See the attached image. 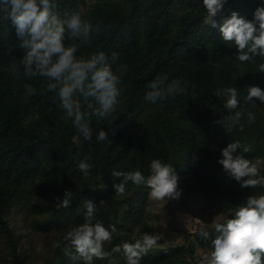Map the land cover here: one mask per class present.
I'll use <instances>...</instances> for the list:
<instances>
[{
    "label": "trees",
    "instance_id": "trees-1",
    "mask_svg": "<svg viewBox=\"0 0 264 264\" xmlns=\"http://www.w3.org/2000/svg\"><path fill=\"white\" fill-rule=\"evenodd\" d=\"M258 6H264V0H227L214 19L222 22L237 11L251 20ZM57 12L61 17L79 12L99 29L92 43L82 47L78 55L100 50L119 54L113 70L121 77V95L110 116L92 121V141L78 139L53 93L37 94L25 102L24 85L33 84L39 93L41 81L20 80L7 70L22 51L15 47L18 42L11 24L0 23V231L8 233L13 245L14 230L5 219L4 209L20 201L18 192L28 187L32 196L36 193L47 200L36 205V210L44 214L45 220L39 221L44 229L56 226L64 234L72 225L84 222V199L97 205L103 200L106 204L94 222L99 220L105 227L116 224L118 239L134 242L147 229L138 219V198H148L149 190L129 183L127 197L111 198L107 193L115 194L113 185L120 182L111 177V171L140 169L147 176L151 160L159 158L169 163L176 158L179 165L188 167L181 173L182 180L192 169L205 180L214 177L212 182L218 191L223 167L208 141L229 143L239 138V131L229 136L214 123L227 110L213 93L218 87H236L240 110L257 113V122L251 126L263 137L264 103L257 99L253 106L243 96L248 85L264 89V74L254 72L253 65L238 64L236 48L223 43L217 28L205 24L207 13L202 0H94L89 7L87 0H58ZM9 47L13 48L11 53ZM159 74L183 77L185 93L155 104L146 102V85ZM101 129L109 134L111 143L96 141ZM262 147L258 148L260 155H264ZM85 155L92 157V175L88 178L77 168ZM97 174H102V181L97 180ZM66 190L72 192V201L67 208H58ZM229 192L243 197L224 201L230 213L247 198L242 189L230 188ZM196 236L186 245L178 244L165 252L167 248L152 249L141 262L205 264L196 248L198 244L211 248V244ZM20 255H15L13 264H28Z\"/></svg>",
    "mask_w": 264,
    "mask_h": 264
},
{
    "label": "clouds",
    "instance_id": "clouds-1",
    "mask_svg": "<svg viewBox=\"0 0 264 264\" xmlns=\"http://www.w3.org/2000/svg\"><path fill=\"white\" fill-rule=\"evenodd\" d=\"M227 0H202L207 13L205 24L217 28L223 43L236 48L235 60L239 65H253L254 72L264 74V6H258L251 20L237 11L217 22L214 17L222 10ZM58 0H0V23H10L17 38L16 48L22 51L19 59L13 58L7 69L17 79H39L40 90L33 84L24 85L25 102L39 94L53 93L64 119L71 121L78 139L92 141V121L104 120L110 116L121 95L119 88L121 77L113 70L120 57L113 51L110 55L103 50L90 55H78L80 49L90 45L98 28L82 17L81 13L58 12ZM13 51L12 47L8 49ZM219 66V65H216ZM144 100L155 104L158 100L183 95L186 81L183 77L170 78L168 74H159L147 83ZM245 102L255 100L264 103V89L256 85L246 86ZM213 95L223 100L222 114L214 123L222 127L231 136L235 131L244 132L246 125H255L257 113L251 110L241 111L240 93L234 86L218 87ZM98 143L108 142L109 134L101 129L95 136ZM255 141L242 142L237 138L222 148L218 163L229 178L240 184L241 188H252L255 194L249 195L244 203L236 205L229 214H218L211 223L201 224L195 234L210 241L211 250L204 257L205 264H264V174L261 173L264 160L252 159L246 154L254 151ZM91 155H85L77 165L83 177L92 175L93 165L89 163ZM149 174L140 170L121 171L113 169L111 177L119 179L115 183V196H128L129 183L147 188L148 198L161 204L179 199L178 175L173 164L157 158L149 164ZM102 181V174H97ZM72 201V192L66 190L64 198L57 207L67 208ZM91 199H84V222L72 225L54 248H62L63 255L83 264H96L97 260L107 264H141L142 258L152 249L162 247L159 243L163 233L145 232L134 242H122L106 250L111 244L113 234L117 233L116 224L105 227L94 218L105 206ZM120 221L118 220L117 223ZM155 228L156 224H150ZM186 227L190 233L193 228L189 222ZM166 250V249H164Z\"/></svg>",
    "mask_w": 264,
    "mask_h": 264
},
{
    "label": "rangeland",
    "instance_id": "rangeland-1",
    "mask_svg": "<svg viewBox=\"0 0 264 264\" xmlns=\"http://www.w3.org/2000/svg\"><path fill=\"white\" fill-rule=\"evenodd\" d=\"M93 2L94 0H87V6H92ZM239 138L243 141H255L254 151L246 154L249 158L264 159V155L258 153L259 147L263 146L262 148H264V136L259 137L252 126L246 125L245 131L239 132ZM208 142L214 147L218 158H222L221 150L228 143L224 141V143L219 142L216 139ZM169 163L173 164L175 172L178 175V189L182 190L180 198L166 202L163 207L161 204L143 197V195H140L138 198L141 207V215L138 216V219L142 226L146 225L147 229L145 232L149 234L163 233V239L159 241L162 245L161 248H167L163 252L170 250L171 247L178 244L186 245L189 239H196L195 230L201 224L206 225L211 223L213 218L218 214H229L224 201L232 200L233 202L235 198L240 199L241 197L238 192L230 193V188L242 189L246 195L244 198L255 194L256 190L241 188L240 184L234 179L229 178L223 170L220 175L222 183L216 186L219 190L215 191V185L212 182L214 177H206L205 180L204 176L201 178L199 173L191 169L187 178L182 180L181 173L188 168L187 165H179V161L176 158L171 159ZM193 169L195 170L194 167ZM22 193L27 194L22 195ZM107 194L111 198L115 197L113 192H108ZM18 196L22 198L20 201L12 204L10 208L6 207L4 209L5 219L14 230L13 245L15 249L9 241L8 233L0 231V264L15 263L14 261L17 260L15 255L17 253L21 254L28 264H73L74 261L72 259L63 255L62 248L53 247L56 241L60 240L62 242L63 233L56 226L52 229H44L39 224V221L45 220V218L44 214L36 210V205L39 202H47V200L36 193L32 196L30 191H28V187H23L20 193L18 192ZM187 222L193 228L192 233L186 227ZM150 224H156L157 226L153 228L149 226ZM117 236L118 233H114L111 244L105 246L110 249L112 246L122 243L123 240L120 241ZM210 250V247L198 244L196 254L204 260V257L209 254ZM187 252L188 249H184V253ZM152 258L154 257L152 256ZM96 264H107V261L97 260ZM119 264H125L123 259L119 260ZM150 264L156 263L151 262ZM157 264H171V262H160Z\"/></svg>",
    "mask_w": 264,
    "mask_h": 264
}]
</instances>
